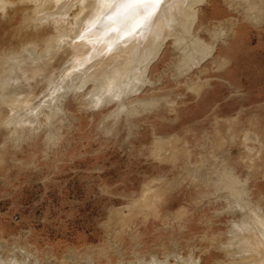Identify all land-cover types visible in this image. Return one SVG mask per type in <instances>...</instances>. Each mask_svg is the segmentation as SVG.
Returning a JSON list of instances; mask_svg holds the SVG:
<instances>
[{"label":"rangeland","instance_id":"rangeland-1","mask_svg":"<svg viewBox=\"0 0 264 264\" xmlns=\"http://www.w3.org/2000/svg\"><path fill=\"white\" fill-rule=\"evenodd\" d=\"M17 1L0 9L1 259L13 264L244 262L245 251L237 242L251 230L254 216L264 218V0H250L251 8L246 7L249 0H199L201 7L191 12L198 18L184 16L159 45L148 42L155 31L147 38L155 28L144 39V19L138 23L141 31L132 27L130 37L134 42L143 35L148 43V54L142 56L146 62L133 70L135 76L140 71L137 85L131 77V87L125 83L117 100L114 95V101L97 104L90 95L94 99L98 83L86 73L84 81L79 77L83 85L78 80V86H69L64 79L59 84L65 87H51L56 93L42 97L45 105L40 98L27 109L19 100L27 81L18 71L6 76L18 65L8 59L28 44L35 53L47 52L45 42L55 33L57 18L35 22L34 6ZM74 2L72 14L65 16L71 23L83 6L79 0L75 8ZM99 22L94 25L101 27ZM33 28L46 30L38 36ZM99 32L93 30L92 43L110 38L108 31V37L104 32L97 37ZM112 38L110 47L118 40ZM175 38L179 44L204 42L202 59L189 65ZM138 42L132 43L135 51L142 48ZM115 44L106 59L112 60ZM118 47L127 54L126 47ZM13 101H18L14 108ZM244 224L247 232L240 227ZM232 231L236 236L243 231L235 245Z\"/></svg>","mask_w":264,"mask_h":264},{"label":"bare ground","instance_id":"bare-ground-1","mask_svg":"<svg viewBox=\"0 0 264 264\" xmlns=\"http://www.w3.org/2000/svg\"><path fill=\"white\" fill-rule=\"evenodd\" d=\"M74 1L76 2V0H18L17 1V4L18 5H20V4L23 3V4H32L34 6V14H33V17L36 18L35 22L36 21H40V22L42 21L43 22V21H46L47 19L49 20V18H52L53 19V21L51 19L50 22H54V19L57 18V19H55L56 22H54V23H56L57 25L55 24V26L58 27V30H57V27H56V29L54 28L55 29V33H52L49 36V38L47 39L48 42H45L46 45L48 43V47L46 49H49V50H47V52L49 53V51H51L49 55H46L47 52L44 53L42 51H40L42 53L39 52L40 54L39 53H35V51L32 49V47L29 46L30 44L27 43L28 46L25 45V48L23 49L22 54L20 52V55H18V56L17 55H14V56H10L11 57V58L9 57L10 59L7 58L8 60H11L13 58L12 59L13 61H11V62H13V65L15 63H16V65L17 64L18 65L15 68H14V66H15L14 65L13 66L14 69L11 68V70L7 66L8 73H7L6 76H8L10 74H13V73L15 74L18 71L19 72V75H20L19 78H21L23 81L24 80L27 81V83L24 82L25 84L23 83V81H21V83H23L22 84L23 85V91H21V93H23V95L25 93L26 94H25V97L19 99V100H24V102H26L25 105H24V107H26V109H27L28 106H29V108H31L30 106H34L35 104L32 105V103L35 102L36 100H38V99H40L42 97H46L44 95H47L49 93V91H50V93L51 92L53 93V91L50 90L51 87L54 88V86H56V85L61 86L59 83H61L64 79L70 80V83L67 84V85H69V86L70 85H75V84H77L76 82L78 80L80 81V79H79L80 75L82 77L81 80H83V76L86 77L83 74H86V73L89 75L88 78L90 77L92 79L93 77H95V80L94 81H96V83H98L96 87L94 86L96 88V93L94 94V99L91 96L92 95L91 92L87 93L88 95L91 94L90 97H91L92 100H95V103L98 104V102L99 103L101 102V104H102V101L104 99H107V98H108L107 100H110V98H112L111 101H114V98H113L114 95H115V99L117 100L116 94L120 93L123 90V87H124V84L125 83L126 84L128 83V86H130L129 83L131 82L130 80L132 78L134 79V80H132V83H134L136 80L139 81L138 79L140 77H138L137 75L140 73V71H138V73L135 76V73H133V72H135V71L137 72V69L135 71H133V70H134V68L138 64H139V67H141L142 66L141 62H143V61L146 62V60H142V58H143L142 56H144L143 53L147 50V45H148V43L146 41H144V39L146 38L145 35L147 36L151 32V30L153 28H155V29L157 28V32H156L155 29L152 30L151 34H149L147 36V38H149L150 35L153 36V34L155 33L153 37H151V38L148 39V42L149 41H150V43L152 42L153 45H155L154 43L157 42L156 44L159 45L160 43H158V42H160V39L164 36L165 33L168 32L167 31L168 29H172L173 25H176L178 22L182 21V19H184L183 18L184 16H189V20H190V15L192 17H194L195 14H196L195 13L196 11H194L192 9H197L198 7H196V6H199V8L201 7L200 5H197V4H200V3H197L199 0H163V3L160 4L157 7V9L154 11V13L156 12L155 14L153 13L154 16H152L150 18H147L145 20V22L143 20H140V23L139 24L142 25L143 22H144V24L142 26H145L144 27L145 28V31H143L144 29H142V31L144 33L143 34L144 35V39H142L143 37L141 38V36H143V35L140 36L139 34H136V36L139 35V37H136L137 38L136 40L139 41L138 44L139 43H143L144 46H143V44L142 45L140 44V46L142 48H140V47H139V49L136 48L137 50L135 51V48H133L132 43L136 44L137 41H134L133 42V40H132L133 38L132 39L130 38V37H132V34H131L132 31H131V29L133 27L132 26L133 24H131V27L129 25H130V23L135 22V20L137 18V13H139V14H143L144 13L145 10L143 8H140V7H137V8H129V7H127V5L130 3V0H107V3H105L104 0H100L101 2L99 0H97V1H99L98 3H97L96 0H81L83 2V6L81 8V11H79V13L76 14L75 17L73 18L74 23H71L70 20H69L70 22L67 20L68 17L65 18V16H67L66 14L69 13V9H70V7H72L71 5H72V2H74ZM78 1L76 2V4L74 2V4H73L74 7L76 5H78L77 4V3H79ZM115 1H117V2H115ZM200 1H201V3L203 2L202 4H205L204 2L206 0L205 1L200 0ZM253 1H255V0H253ZM257 1L258 0L255 1V4H257L256 3ZM239 2H240V0H239ZM248 2H250V0ZM248 2L246 4H248ZM110 3H111V7L108 5L109 6V8H108V6H106V4H110ZM10 4H11V2H10ZM10 4H9V0H0V9H2V11H3V9H5L6 6L9 5V7H10ZM194 5H195L196 8L194 7ZM252 5L253 4L250 2V4L246 5V7L247 6H250V8H251ZM103 6H106V7H103ZM255 7H256V5H255ZM52 9L54 10L53 12H51ZM257 9H259V8H257ZM16 11H18V10H15L14 12H16ZM74 11H76V10H74ZM193 11L195 13L194 15L191 14V12L193 13ZM250 11H254V10H251L250 9ZM21 12H22V10H21ZM198 13L199 12H197V14ZM71 14L72 13L70 12L69 15H71ZM3 15H4V13H3ZM95 15H96V17H95ZM169 16L170 17L172 16L171 19H167V18H169ZM196 16H198V15H196ZM63 17L65 18V20H67L69 22L68 23L67 21H63L64 23L69 24L68 26L72 25V26H70V28L66 25V28H69V30H67V31H65V29H66L65 28V25L64 26H61L62 19H59V18H63ZM195 17H194V19H195ZM197 18L198 17H196V19ZM94 19H95L96 22H98V21L101 22V23L99 22V24L101 25V27L94 25L96 23V22L95 23L93 22ZM152 19L154 20V23H152L153 21L152 22L150 21ZM194 19H193V23H194ZM27 20H28V18H27ZM147 20L150 23H152L151 24L152 25V28H150V29L147 28L148 27L147 25H149L150 23L149 24H145V23H148ZM29 22H31V21H29ZM46 22L49 23V21H46ZM92 22L94 24H91ZM38 23H36V25ZM54 23H53V25H54ZM102 23H103V25H102ZM190 23H192V20L190 21ZM46 25H47V23H46ZM89 25H91V26H89ZM182 25L183 24L180 23V27ZM47 26H49V24ZM93 26L98 27V29L97 28L96 29H92ZM112 26L113 27H116L117 26L115 28L116 31H112V28H113ZM142 26H141V28H143ZM177 26H178V24H177ZM61 27H63L64 30L61 29ZM88 27H89L90 30H88ZM90 27H92V28H90ZM128 27H130V28H128ZM149 27H150V25H149ZM180 27H179V29H180ZM176 28H178V27H176ZM183 28H185V27H183ZM127 29L129 30V32L131 31L130 32V35L128 37H126L128 33L127 32L125 33V31H128ZM134 29L136 30L135 32H137V33H138L137 30L141 31L138 23L136 25V28H133L132 30L134 31ZM173 29H174V27H173ZM33 30H34L35 35H38L39 36L42 33V31L43 30H46V29L45 28L44 29H37V32L35 31L34 28H33ZM93 30H96L97 33H98V31H101V33L104 32V31L105 32L108 31V33L110 32L108 34V36L110 38L113 37L112 39H114V38H115V40L118 39V40L115 41L116 44H115L114 41L111 40L113 42V45L115 44L116 45L115 47L117 48L116 49V52L117 53L115 52V55L111 54V56L112 55L114 56V57L112 56V60L109 58V56H107L108 59H106V55L109 53V52L106 53V51L110 47V46L107 45L110 42V41L108 42V40H110V38L107 39L105 37V39L104 38L98 39L97 37L100 36V35H102V37H103V34L105 32L102 33V34L99 32V34L97 35V37L95 36L96 34L94 33L95 34L94 35L95 36V39L97 38V40H99V41L96 40L98 42L97 44H96V42L95 43H92V42H94V38L92 37L93 36L92 35L93 34L92 33ZM113 30H114V28H113ZM165 30H166V32H165ZM176 30H178V29H176ZM153 31H155V32L153 33ZM112 32H115L114 33V36H113ZM124 33L126 34L125 36L123 35ZM181 33H182V31H181ZM110 34H111V36H110ZM121 34L126 39L127 38H129V39L128 40H124L125 38L124 37H121ZM172 34L174 35V33H172ZM105 35L107 36V33H105L104 36ZM133 35H135V33ZM70 36H72V37H70ZM89 37H91V38H89ZM119 37H121V38H119ZM175 37H176V34H175ZM140 38H141L142 42H140L141 41ZM67 39H69V41H67V44L65 45L64 43L66 42ZM92 39H93V41H92ZM169 39H171V37ZM176 39L178 41V38L173 39V40H175V42H174L175 43V46H176L177 43L179 44V41L176 43ZM195 39H198V38L195 37ZM145 42L147 44H145ZM197 42H198V44H197ZM197 42L190 43L188 40H187V42H183V40H182L180 42V44H179L180 46H178L179 48L181 47V51L180 52H182V54L183 53L185 54L186 59H189V58L191 59V60L189 59L190 60L188 62V64L190 63L189 65H191V64H194L195 65V63H191V61H194L195 59H197V60L199 59L200 60V58L202 59V56H203L204 52L207 50V48H206L207 46H202L204 42H201V40L200 41L197 40ZM62 44H63V47H61L62 48V50H61L60 48H58V46L59 45L62 46ZM199 44H201V46H199ZM31 45H32V43H31ZM110 45H111L110 48H113V45L112 44H110ZM153 45H151V47L148 48V50H150V49L151 50L152 49L154 50V48H152ZM96 46L98 47L99 50L96 49ZM118 46H122V47L124 46V47H126V50L127 49L128 50H127V52L125 51V53H127L128 55L127 54H123L124 52L121 53L120 51L125 50V48H123V50H122V48L121 47H118ZM129 46L132 47V49ZM134 46L135 47H138L139 45L138 46L134 45ZM201 47L202 48L205 47V48L202 49ZM52 48H53V50L54 49H56V50L58 49V50L55 53L54 52L52 53V51H53ZM119 48H121V49H119ZM109 49H108V51H110ZM129 49L133 50L135 53L137 52L136 54H133V51L131 52L135 57L133 55H132V58L129 57L130 54H131V53L130 54L128 53V51L129 52L131 51ZM43 51H44V49H43ZM152 51H150V52H152ZM111 52H112V49H111ZM105 53H106V55H105ZM147 54H148V51H147ZM147 54H145V55H147ZM151 54H150V56H151ZM103 57H105L104 59H106L107 61H109L108 62V63H110L109 65H107L108 63L105 62V60L103 59ZM199 60H198V62H199ZM66 61H67V63H66ZM92 61L94 62V64H92L93 63ZM103 62H105V63H103ZM150 62H151V60H150ZM195 62H196V60H195ZM152 63H153V61H152ZM148 65H149V63H148ZM138 69H140V68H138ZM97 73H98V75H96ZM4 74H6V73H4ZM43 74H46V75L44 76ZM134 76L137 77V79H135ZM84 79H86V78H84ZM49 80H50V82H49ZM137 81L135 82L136 85H137ZM80 83L82 84V81H80ZM90 83H92V82H90ZM93 83L96 85L95 82H93ZM135 84H133V86H135ZM82 85H79V86L82 87ZM62 86H64V85H62ZM62 86H61V88H63ZM76 86H78V84ZM56 88L58 90V87L57 86L55 87V90H56ZM142 88H144V87H142ZM81 89L83 90L85 88H81ZM78 90H80V89H78ZM139 90H138V92H139ZM94 92H92V93H94ZM54 93H56V91ZM65 93H66V90H65ZM67 93H69V92H67ZM122 94L123 93L121 92L120 95H122ZM51 95L52 94H50V97H51ZM59 95H62V94L59 93ZM54 96L55 95L52 96V99H54L53 98ZM118 97H122V96H118ZM60 98H61V96H60ZM46 99L49 101V98H46ZM41 100H42V102H40L39 104L43 103V98ZM44 101H46V100L44 99ZM120 101H121V99H120ZM52 102L53 101L51 100V103ZM55 102H57V101L55 100ZM16 103L13 101L10 105H12L13 108H14ZM46 103H43V105H45ZM105 103H107V102H105ZM39 104H38V106H40ZM103 104H104V102H103ZM54 105H55V103H54ZM120 105H121V103H120ZM38 106H37V108H38ZM37 108H35L34 111H36ZM38 109L42 110L40 107ZM38 109H37V112L41 114V112H39ZM29 110L30 109H28V111ZM34 111H33L32 114L35 113ZM30 113L27 114L28 117H30L29 116ZM35 115H38V114H35ZM224 175H226V174H224ZM238 189H240V188H238ZM243 194H245V193H243ZM251 205L254 206V204H252V203L250 204V206ZM255 206H257V205H255ZM153 208L154 207H152V209ZM245 208H247L248 211H249V209H253V208H249V206H247ZM241 209H243V206H242ZM247 210H245V211L247 212ZM250 212H253V211H250ZM254 217L256 218V220L254 219L252 222L250 221L251 224H252V226L249 225V227H250L251 230L250 229H246L248 226L247 225L245 226V224H244V227H242L243 225H240V227L242 228V230L244 229L245 232H247L248 230H250V231L247 232L248 234L246 236L241 235V234H243L242 233L243 231L242 232H239V235L242 236V238H241L242 240H240V238L238 240H236V237L237 236L238 237H241V236H239L238 234H237V236L234 235V233L232 231L233 235L235 236V240L236 241L234 242V240H232V239L230 241L231 242L233 241L234 242L233 245H235V243L240 240L241 241L240 244H239L240 241L237 242L238 243V246L240 245L239 247L240 248L241 247L244 248V250L242 248L240 249L237 246V244H236V246H237L236 248L237 249H240L242 251H245L244 252L245 254H243L244 257L241 256L242 255L241 252L239 253V255L241 254L240 256L244 258V262H241L240 261L241 263L239 262L238 264H264V220H263L264 218L262 219L260 216H254ZM235 226H233V229H234ZM237 227L238 228H235V229H239V223H238V226ZM236 231H239V230H236ZM234 232H235V230H234ZM228 243H229V241H228ZM233 245H231V246L233 247ZM234 249H235V246H234ZM237 249H235L236 250L235 252H237ZM238 252H239V250H238ZM237 254H234V256L235 257H238L239 255L237 256ZM238 258H240V257H238ZM234 259L236 260V258H234ZM8 260L7 261L6 260L4 261L0 257V264H13V263H15L13 260L12 261L10 259H8ZM240 260H241V258H240ZM187 261L188 262L189 261H193V258H192V260H187ZM184 262H185V264H187L185 259H184L183 263ZM156 263L158 264L157 261H156ZM159 264H164V263H159ZM193 264H197V261H195ZM235 264H237V263L235 262Z\"/></svg>","mask_w":264,"mask_h":264},{"label":"snow or ice","instance_id":"snow-or-ice-1","mask_svg":"<svg viewBox=\"0 0 264 264\" xmlns=\"http://www.w3.org/2000/svg\"><path fill=\"white\" fill-rule=\"evenodd\" d=\"M104 2L107 3V0H104ZM162 3L163 0H130V3L127 5V7H140L145 10L143 14L137 13V18L133 23V27H135L136 24L140 22V20L150 18L153 15L154 11L157 9V7Z\"/></svg>","mask_w":264,"mask_h":264}]
</instances>
